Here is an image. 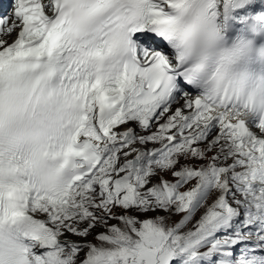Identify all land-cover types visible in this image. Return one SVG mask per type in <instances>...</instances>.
<instances>
[{
  "label": "snow or ice",
  "instance_id": "1",
  "mask_svg": "<svg viewBox=\"0 0 264 264\" xmlns=\"http://www.w3.org/2000/svg\"><path fill=\"white\" fill-rule=\"evenodd\" d=\"M0 264H264V0H12Z\"/></svg>",
  "mask_w": 264,
  "mask_h": 264
},
{
  "label": "rangeland",
  "instance_id": "2",
  "mask_svg": "<svg viewBox=\"0 0 264 264\" xmlns=\"http://www.w3.org/2000/svg\"><path fill=\"white\" fill-rule=\"evenodd\" d=\"M169 178H170V177H169ZM215 195H216V194L213 193L212 196H210V198H209V203L212 202V200L215 198ZM201 211H203V210H201ZM160 214L163 215L164 213H160ZM148 215H149V216H154V215H156V213H150V214H148ZM199 215H200V214L198 213V214H197V218H199ZM140 218H141V219H144V218H147V217H145V216H140ZM181 218H182V217H181L180 215H174V216L171 217L170 222H171V223L178 222ZM110 223H116V221H111ZM188 228H191V224L188 225ZM188 228H186L185 231H187ZM100 231H103V229H97V230H95V232H94L91 236H89L88 238H86L87 241L95 242L94 237H95V235H96L98 232H100ZM67 237H68V239H70V240H72V241L81 242V243L86 242V241H85V238L76 237V236H73V235H71V234H68ZM83 255H84V253H81V254H80V258H81V259L83 258Z\"/></svg>",
  "mask_w": 264,
  "mask_h": 264
}]
</instances>
